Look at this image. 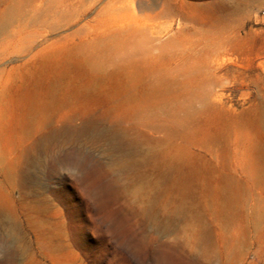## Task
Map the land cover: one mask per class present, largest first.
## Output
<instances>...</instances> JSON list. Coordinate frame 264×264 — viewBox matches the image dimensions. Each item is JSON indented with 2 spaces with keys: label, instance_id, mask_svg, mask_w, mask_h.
I'll return each instance as SVG.
<instances>
[{
  "label": "rangeland",
  "instance_id": "374dc122",
  "mask_svg": "<svg viewBox=\"0 0 264 264\" xmlns=\"http://www.w3.org/2000/svg\"><path fill=\"white\" fill-rule=\"evenodd\" d=\"M0 264H264V0H0Z\"/></svg>",
  "mask_w": 264,
  "mask_h": 264
},
{
  "label": "bare ground",
  "instance_id": "6f19581e",
  "mask_svg": "<svg viewBox=\"0 0 264 264\" xmlns=\"http://www.w3.org/2000/svg\"><path fill=\"white\" fill-rule=\"evenodd\" d=\"M146 39V38H145ZM162 85V84H161ZM175 88V87H174ZM190 93V92H189ZM175 121V120H174ZM187 122H188V120H187ZM183 124V122L181 123V125ZM44 148V147H43ZM237 189V188H236Z\"/></svg>",
  "mask_w": 264,
  "mask_h": 264
}]
</instances>
